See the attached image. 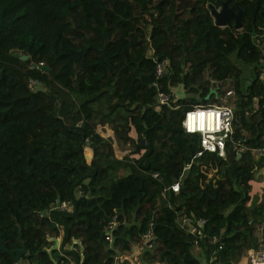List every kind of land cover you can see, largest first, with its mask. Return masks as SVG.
Here are the masks:
<instances>
[{"label":"trees","instance_id":"1","mask_svg":"<svg viewBox=\"0 0 264 264\" xmlns=\"http://www.w3.org/2000/svg\"><path fill=\"white\" fill-rule=\"evenodd\" d=\"M224 1L0 0V246H26L17 262L0 249V264H131L119 256L138 246L140 264H202L180 214L208 219L207 264L261 245L264 188L252 195V184L264 158L251 150L264 143V0H230L241 28L216 24L210 4ZM233 52L254 64L246 86ZM228 89L240 105L234 142L249 150L238 158L230 140L225 156H196L186 112Z\"/></svg>","mask_w":264,"mask_h":264},{"label":"built area","instance_id":"2","mask_svg":"<svg viewBox=\"0 0 264 264\" xmlns=\"http://www.w3.org/2000/svg\"><path fill=\"white\" fill-rule=\"evenodd\" d=\"M264 54V50H263ZM264 64V57L262 61ZM168 62L159 63L156 66V73L158 76H164L168 72ZM221 83V82H220ZM34 82H31V87H33ZM238 93L234 89H228L220 97L219 103L200 105L192 108L186 112L185 119L183 121V127L186 132L199 134L201 136V150L196 156H202L205 152H216L220 156H225L227 151L228 141H232L233 148L238 154H243L249 149L242 144L234 142L235 124L238 122V111L240 110V105L236 101ZM170 95L164 92H159L157 103L160 105L169 103ZM158 106V108H159ZM264 140V131L263 136ZM256 158H264V143L258 147L251 150ZM190 165H188L189 167ZM186 167V168H188ZM259 173L264 176V159L263 167L260 169ZM154 176L158 179H162L159 172H156ZM168 190H172L175 193L180 191V182H174L173 184L166 186L162 192L165 196ZM58 208L61 210H71L72 204L69 202H58ZM118 219L114 216L110 221L108 226V235L106 239L112 240V231L117 226ZM177 223L185 229L188 233L195 237V244L201 246L203 241H208L210 244H215L217 237H208L206 232V227L208 225V219L203 217H198L195 215L180 214L177 217ZM147 238L150 234L146 235ZM59 243L61 242V237L57 238ZM75 244H81L80 240H74ZM221 249L222 246H219ZM247 261L246 264H264V245L258 247L249 248L246 251ZM122 255H126L122 254ZM121 255L119 259H121ZM216 256H212V260H215Z\"/></svg>","mask_w":264,"mask_h":264},{"label":"rangeland","instance_id":"3","mask_svg":"<svg viewBox=\"0 0 264 264\" xmlns=\"http://www.w3.org/2000/svg\"><path fill=\"white\" fill-rule=\"evenodd\" d=\"M230 58L242 70V74H243V78H244V84L242 86H246L252 80V77H253L252 70H253L254 64H248V63L242 62L238 58L237 52H233L230 55ZM262 65H263V62H261L259 64V66H262ZM34 89H35V87H34ZM173 90H174L177 98L178 97H182L185 94L182 85H179V86L175 87ZM99 131L105 137L112 136V133L110 132V129H109L108 126H106V127L99 126ZM132 135L135 136L136 133L135 132H132ZM115 148H116L117 156L123 157L125 155V153L121 152L117 146H115ZM89 154H90V151H89ZM256 177H258L259 179H258V181H255L252 184V186H253V188H252V195L254 193L255 194L256 193H259L261 191V188H264V182H263L264 181L263 180V177L264 176L261 175L259 172H257L256 173ZM257 233L259 234V236L261 235L263 237V241H261V245L263 246L264 245V221L258 227ZM135 249H136V247H135ZM193 252H194V254L198 258L201 259V261H203L202 264H207L206 263V258L204 257L203 252H202V249H201V247L199 245H195L194 246ZM140 257H141V255L139 256V261H140ZM246 261H247V254H246V251H245V253L242 254L239 259L233 261L232 264H246Z\"/></svg>","mask_w":264,"mask_h":264},{"label":"water","instance_id":"4","mask_svg":"<svg viewBox=\"0 0 264 264\" xmlns=\"http://www.w3.org/2000/svg\"><path fill=\"white\" fill-rule=\"evenodd\" d=\"M238 6V3H236ZM211 7V13L215 17V21L217 25L220 26H227V25H233L232 19L235 21V27L241 28L242 27V10L239 8L237 11L234 10L232 6H230V0H226L223 2L222 6L220 8H217L214 4H210ZM15 57H20L21 60H27L29 59L28 54H20L19 52H15L13 54ZM41 69H47L48 67L42 65ZM241 157V154H239L238 158ZM45 213V212H44ZM59 240L56 239L55 246H59ZM20 242L22 244L21 248L15 249V250H9L5 247V245L2 243L0 246V249L6 253H8L16 262L19 261L24 253H26V246L23 243V241L20 238Z\"/></svg>","mask_w":264,"mask_h":264},{"label":"crops","instance_id":"5","mask_svg":"<svg viewBox=\"0 0 264 264\" xmlns=\"http://www.w3.org/2000/svg\"><path fill=\"white\" fill-rule=\"evenodd\" d=\"M262 78L264 80V69L262 72ZM264 180V177H263ZM264 182V181H263ZM143 248L141 246L136 247L132 252L126 253V255H121V259H118V261H124L127 260L131 264H140L141 262L139 261V256L141 255ZM119 261V262H120ZM203 262V261H202ZM74 264V263H73Z\"/></svg>","mask_w":264,"mask_h":264}]
</instances>
